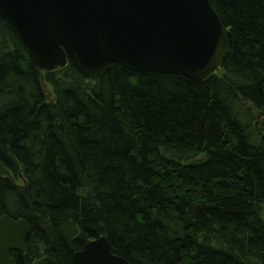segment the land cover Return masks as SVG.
<instances>
[{
  "label": "trees",
  "instance_id": "16d2710c",
  "mask_svg": "<svg viewBox=\"0 0 264 264\" xmlns=\"http://www.w3.org/2000/svg\"><path fill=\"white\" fill-rule=\"evenodd\" d=\"M229 53L206 81L41 70L0 17V215L16 264H75L98 236L129 264H264V0H210Z\"/></svg>",
  "mask_w": 264,
  "mask_h": 264
},
{
  "label": "water",
  "instance_id": "95a60500",
  "mask_svg": "<svg viewBox=\"0 0 264 264\" xmlns=\"http://www.w3.org/2000/svg\"><path fill=\"white\" fill-rule=\"evenodd\" d=\"M0 17L31 61L53 70L71 61L92 78L112 63L133 71L185 75L206 81L223 66L229 45L210 0H0ZM12 177L0 161V177ZM30 232L23 218L0 215V264H16ZM75 264H129L106 236L87 241Z\"/></svg>",
  "mask_w": 264,
  "mask_h": 264
}]
</instances>
